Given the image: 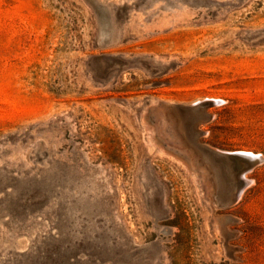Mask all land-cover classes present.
Listing matches in <instances>:
<instances>
[{
	"label": "rangeland",
	"instance_id": "374dc122",
	"mask_svg": "<svg viewBox=\"0 0 264 264\" xmlns=\"http://www.w3.org/2000/svg\"><path fill=\"white\" fill-rule=\"evenodd\" d=\"M194 101L264 159V0H0V264H264V161L213 206Z\"/></svg>",
	"mask_w": 264,
	"mask_h": 264
},
{
	"label": "water",
	"instance_id": "95a60500",
	"mask_svg": "<svg viewBox=\"0 0 264 264\" xmlns=\"http://www.w3.org/2000/svg\"><path fill=\"white\" fill-rule=\"evenodd\" d=\"M217 100L209 101L216 104ZM205 101L194 102H172L163 104L165 111L172 117L178 135L184 145L190 149L196 159L207 169L212 184V205L215 207H225L237 200L239 186L246 182L238 171L246 172L254 165L263 162L255 159L246 163L249 152L243 150H227L217 148L207 143L201 142L198 138L204 134V130L197 127L200 122L207 121L211 116L205 110ZM219 174L224 178V184L228 186V191L220 195L219 190L213 187L212 177ZM238 176L239 181L234 180Z\"/></svg>",
	"mask_w": 264,
	"mask_h": 264
},
{
	"label": "bare ground",
	"instance_id": "6f19581e",
	"mask_svg": "<svg viewBox=\"0 0 264 264\" xmlns=\"http://www.w3.org/2000/svg\"><path fill=\"white\" fill-rule=\"evenodd\" d=\"M205 122L203 121V122H200L198 125H197V127L198 128H200V129H202L201 128V124L203 125ZM243 151H245V150H243ZM254 153V152H253ZM258 155V154H257ZM259 155H260V153H259ZM260 157H262V156H260ZM250 159H252V158H250ZM250 159H248V160H250ZM254 159V158H253ZM253 159L251 160V161H253ZM256 159V158H255ZM254 159V160H255ZM247 160V159H246ZM262 160V159H261ZM245 178V177H244ZM214 179H215V189L216 190H219V193H220V195H224L227 191H228V186L226 185V184H224V178L221 176V175H219V174H215L214 175ZM234 180H235V177H234ZM238 193H240V192H238ZM238 196V195H237Z\"/></svg>",
	"mask_w": 264,
	"mask_h": 264
}]
</instances>
